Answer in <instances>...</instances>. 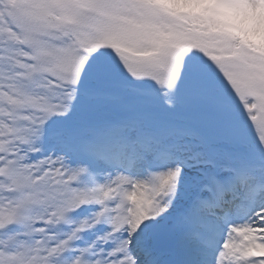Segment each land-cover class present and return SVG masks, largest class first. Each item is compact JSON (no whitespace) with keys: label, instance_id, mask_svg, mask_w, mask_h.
<instances>
[{"label":"snow or ice","instance_id":"1","mask_svg":"<svg viewBox=\"0 0 264 264\" xmlns=\"http://www.w3.org/2000/svg\"><path fill=\"white\" fill-rule=\"evenodd\" d=\"M0 264H264V0H0Z\"/></svg>","mask_w":264,"mask_h":264}]
</instances>
